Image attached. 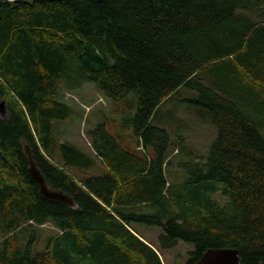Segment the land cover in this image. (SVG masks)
<instances>
[{"label": "trees", "instance_id": "16d2710c", "mask_svg": "<svg viewBox=\"0 0 264 264\" xmlns=\"http://www.w3.org/2000/svg\"><path fill=\"white\" fill-rule=\"evenodd\" d=\"M87 83L135 108L121 120L135 147L105 120L91 153L59 139L73 114L60 88ZM174 95L218 133L177 180L186 139L152 124ZM27 150L76 207L41 197ZM29 223L56 230L42 250ZM139 224L161 229L157 245ZM180 243L173 264L225 248L264 264V0H0V264H171Z\"/></svg>", "mask_w": 264, "mask_h": 264}, {"label": "rangeland", "instance_id": "374dc122", "mask_svg": "<svg viewBox=\"0 0 264 264\" xmlns=\"http://www.w3.org/2000/svg\"><path fill=\"white\" fill-rule=\"evenodd\" d=\"M59 97L69 104L73 111L71 119L58 122L55 125L56 135L61 141H69L91 153L87 131L93 128L98 121L105 120L112 132L121 133L125 140L124 144H129L132 147L136 146V138L133 135L131 124L128 121L121 124L124 116L130 117L134 114L135 108L129 109L127 107L126 112H124L122 107L103 97L96 88V85L92 83L84 84L76 90H68L65 87H61ZM177 98L178 95H174L169 101L162 104L159 107L160 114L152 119L154 126L168 130L172 142L179 143L181 136L186 139L187 150H184L182 154L174 152L171 145L173 163L169 166V169L171 168L170 171L175 179L179 175L182 178L179 171L183 169L182 164L190 159L188 152L191 150L199 156L207 157L210 147L218 134L213 124L204 120L202 116L192 112V109L189 108L192 107L191 104L176 100ZM174 105H177V107H174ZM171 109H174L173 113H169ZM102 170L103 167L98 164L95 170L90 171L88 175L101 173L103 172ZM137 227L140 234L146 240L156 245L159 243L158 236L161 233L159 227L148 226L146 224H139ZM27 228L30 230L36 229L38 235V242L34 246V250L36 251L42 250L45 247V238L47 236L56 233L55 228L51 224L35 227L29 223ZM21 236L23 234H19V237ZM191 248V246L180 243L175 249L166 251L163 257L171 264L175 261L183 262L185 261L187 251Z\"/></svg>", "mask_w": 264, "mask_h": 264}, {"label": "water", "instance_id": "95a60500", "mask_svg": "<svg viewBox=\"0 0 264 264\" xmlns=\"http://www.w3.org/2000/svg\"><path fill=\"white\" fill-rule=\"evenodd\" d=\"M27 155L29 159V172L39 187L41 197L47 201L76 207V203L72 197L61 190H55L50 187L29 150H27ZM194 264H241V259L236 249H210Z\"/></svg>", "mask_w": 264, "mask_h": 264}]
</instances>
